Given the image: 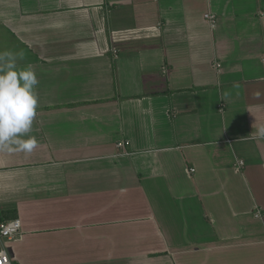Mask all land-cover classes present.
Here are the masks:
<instances>
[{
    "label": "crops",
    "instance_id": "obj_1",
    "mask_svg": "<svg viewBox=\"0 0 264 264\" xmlns=\"http://www.w3.org/2000/svg\"><path fill=\"white\" fill-rule=\"evenodd\" d=\"M2 52L39 80L14 264H264V0H0Z\"/></svg>",
    "mask_w": 264,
    "mask_h": 264
},
{
    "label": "clouds",
    "instance_id": "obj_2",
    "mask_svg": "<svg viewBox=\"0 0 264 264\" xmlns=\"http://www.w3.org/2000/svg\"><path fill=\"white\" fill-rule=\"evenodd\" d=\"M18 55L23 59V53ZM38 84L30 65L18 68L17 54L0 53V151L31 152L37 146L35 137L27 134L37 115ZM259 135L264 136V128Z\"/></svg>",
    "mask_w": 264,
    "mask_h": 264
},
{
    "label": "built area",
    "instance_id": "obj_3",
    "mask_svg": "<svg viewBox=\"0 0 264 264\" xmlns=\"http://www.w3.org/2000/svg\"><path fill=\"white\" fill-rule=\"evenodd\" d=\"M204 20L210 25V27H215L216 25V15L212 12H205L203 14ZM216 68L220 67V63H215ZM220 111H223V106H220ZM129 145V141L127 140H119L116 142V146L118 148H123ZM236 165L238 167L243 165L242 160L236 161ZM21 231V222L18 218H11L0 223V241L3 238L7 239H15L20 235ZM0 264H14L12 258L9 256L5 247L0 246Z\"/></svg>",
    "mask_w": 264,
    "mask_h": 264
},
{
    "label": "rangeland",
    "instance_id": "obj_4",
    "mask_svg": "<svg viewBox=\"0 0 264 264\" xmlns=\"http://www.w3.org/2000/svg\"><path fill=\"white\" fill-rule=\"evenodd\" d=\"M6 239V238H5Z\"/></svg>",
    "mask_w": 264,
    "mask_h": 264
}]
</instances>
